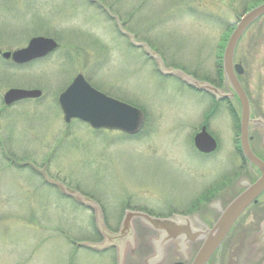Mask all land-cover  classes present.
I'll use <instances>...</instances> for the list:
<instances>
[{
	"label": "rangeland",
	"instance_id": "obj_1",
	"mask_svg": "<svg viewBox=\"0 0 264 264\" xmlns=\"http://www.w3.org/2000/svg\"><path fill=\"white\" fill-rule=\"evenodd\" d=\"M262 1L0 0V52L22 49L33 37L58 44L25 68L0 57V264H119L117 248L96 252L85 246L103 239L95 212L70 193L97 204L113 235L126 211L186 217L203 231L218 214L200 196L213 191L216 180L218 191L234 175L230 195L216 198L225 206L257 179L235 150L227 108L238 116L239 105L232 99L216 104L189 91L178 76L161 77L158 62L132 43L160 56L165 72L179 69L227 95L217 77L223 48L237 18ZM234 60L243 68L238 79L252 118L264 122V17L243 36ZM78 74L96 91L139 108L145 115L141 133L127 137L93 132L77 121L65 124L57 97ZM8 89L39 90L42 97L5 107ZM202 126L219 145L208 157L192 145ZM249 134L256 140L253 150L264 157L262 130L252 126ZM244 220L220 264L259 254L264 196ZM131 230L120 264H151L159 234L141 221H133ZM173 243L156 264L188 258L179 241Z\"/></svg>",
	"mask_w": 264,
	"mask_h": 264
},
{
	"label": "water",
	"instance_id": "obj_2",
	"mask_svg": "<svg viewBox=\"0 0 264 264\" xmlns=\"http://www.w3.org/2000/svg\"><path fill=\"white\" fill-rule=\"evenodd\" d=\"M262 17H264V3L250 10L239 20L228 38L222 55V70L225 83L231 88L240 104V151L243 158L259 170V179L252 185H248L221 213V216L212 228L205 232L193 231L187 218L154 219L144 214L127 212L122 221L119 233L113 235L105 229L101 210L96 204L86 200L77 193H70V196L76 198L82 205L95 212L96 229L103 239L102 244H85V246L96 251H102L111 247L117 248V257L120 264L123 260L125 243H132L133 240L131 222L138 219L148 228L159 234V241L155 243L154 247L156 255L152 261L150 260L151 264L159 263L162 260L163 249L171 241L178 240L180 250L184 251L185 244L196 242L200 239L203 240V243L192 264H206L213 253L219 248L237 218L250 205L257 203V199L264 191V164L250 151L248 128L250 123L253 125L264 124L260 120H250L249 103L236 77V75L242 74V68L240 65H233V57L235 48L243 34L254 22ZM135 46L146 49L149 57L158 62L159 71L162 75L179 76L188 86L195 90L211 94L216 100L229 98V96L222 94L211 85L197 83L179 71L169 70L165 72L161 60L157 56L152 55L145 45ZM56 48L57 44L52 39L37 37L31 39L26 48L12 53H4L2 58L5 60L11 59L16 65H24L33 60L45 58L54 52ZM40 97L41 92L38 90L10 89L3 95V103L6 106H10L23 100L39 99ZM57 103L65 124H69L72 120H78L87 124L95 131H117L128 136H134L140 132L144 121V116L141 111L97 92L89 86L81 75H77L70 85L58 96ZM194 147L201 154H210L215 151L216 143L207 134L206 129L202 128L194 138Z\"/></svg>",
	"mask_w": 264,
	"mask_h": 264
},
{
	"label": "flooded vegetation",
	"instance_id": "obj_3",
	"mask_svg": "<svg viewBox=\"0 0 264 264\" xmlns=\"http://www.w3.org/2000/svg\"><path fill=\"white\" fill-rule=\"evenodd\" d=\"M28 43V42H27ZM27 45V44H26ZM0 54H1V52H0ZM40 61L38 60V61H34V62H31V63H29V64H27V65H24L23 67L25 68V67H29V66H31V65H33V64H35V63H39ZM190 91H192V92H194L193 90H191L190 89ZM195 93H197L198 94V92H195ZM200 95V94H199ZM247 96V95H246ZM248 98V97H247ZM234 101H235V98H234ZM248 101H249V99H248ZM249 104H250V101H249ZM250 108H251V106H250ZM262 123L264 124V122L262 121ZM261 130H262V132H263V135H264V125H261V126H258ZM256 142V140H255V137H253V136H251L250 134H249V146H250V149H251V151H252V153L257 157V158H259L263 163H264V157L263 156H261V155H259V154H257L254 150H253V145H254V143ZM261 143L262 144H264V140H261ZM244 164H245V162H244ZM247 165V164H246ZM247 167H248V169H250V170H254L255 172H256V174L259 176V173H258V171L255 169V168H253V167H251V166H248L247 165ZM248 171V170H247ZM233 177H234V175L232 176V178L231 179H229L228 181H226V182H224V186H223V184H220V185H222V188L220 189V190H218L217 191V188H218V186H219V183L220 182H218V180H216V183L213 185V186H211L210 188H209V190H211V189H214L213 191H208V190H206L201 196H200V201H201V203L204 205V203L205 202H207L208 204H207V206L209 207V208H214V209H216V212H217V214H218V217H219V213L222 211V210H224L226 207H227V205L235 198V197H237L239 194H241L242 193V191H243V188H242V190H240L236 195H234L233 196V198L231 199V200H229V202L225 205V206H222V203L220 202V201H217V199L216 198H219L220 199V194L222 193V195L223 194H227V195H230L229 194V192H230V188H231V184H232V182H233ZM255 181V180H254ZM253 181V182H254ZM218 182V183H217ZM253 182H248V184H251V183H253ZM228 185V186H227ZM239 186H240V184H239ZM228 189V191L227 192H225L226 190ZM263 196H264V193H263ZM216 202V204L217 205H212L213 204V202ZM259 205V203L257 204V205H254V206H251V207H249L247 210H245V212L237 219V221L235 222V224L233 225V228L231 229V231H230V233L227 235V237L225 238V240L223 241V243H222V245H221V248L215 253V254H213V256L207 261V263L206 264H220V261H223V254L221 253L222 251H223V249H224V246H225V244L230 240V237H231V235H232V233L234 232V230H236L237 229V227H239L241 224L243 225L244 224V222H242V221H245L244 220V215H246L247 214V212H248V210H250L251 208H256L257 206ZM218 217L216 218V220L218 219ZM247 218H248V216H247ZM215 220V221H216ZM215 221L212 223V224H210V226L209 225H207L206 224V227L205 228H210L214 223H215ZM264 222V221H263ZM262 240V242H263V245L261 246V248H260V250H259V254H247V255H245V256H243L242 257V259H238V260H236V259H231V261H234V264H264V237L261 239ZM231 241V240H230ZM200 244H201V242L200 243H196V244H192V245H190L189 246V249H188V258H187V261L186 262H184V264H190L191 262H192V260H193V258H194V256H195V254H196V252H197V250H198V248H199V246H200ZM254 244H251V243H249V246H253ZM198 247V248H197ZM193 252H194V254H193ZM193 254V255H192ZM179 261V260H178ZM177 261V262H178ZM173 264H175V262L173 263Z\"/></svg>",
	"mask_w": 264,
	"mask_h": 264
},
{
	"label": "trees",
	"instance_id": "obj_4",
	"mask_svg": "<svg viewBox=\"0 0 264 264\" xmlns=\"http://www.w3.org/2000/svg\"><path fill=\"white\" fill-rule=\"evenodd\" d=\"M217 77H218L219 82L221 83L222 82V75H221L220 65L218 67V76ZM229 112H230L231 117H232L234 131L237 134V130H238V116H237L236 112L233 111L232 109H230Z\"/></svg>",
	"mask_w": 264,
	"mask_h": 264
}]
</instances>
